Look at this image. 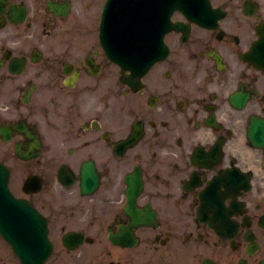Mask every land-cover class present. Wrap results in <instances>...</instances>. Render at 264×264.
I'll return each instance as SVG.
<instances>
[{
	"label": "flooded vegetation",
	"instance_id": "flooded-vegetation-1",
	"mask_svg": "<svg viewBox=\"0 0 264 264\" xmlns=\"http://www.w3.org/2000/svg\"><path fill=\"white\" fill-rule=\"evenodd\" d=\"M104 2L0 0V162L53 243L44 264L264 263V67L244 55L264 0H210L212 23L136 76L99 44ZM0 264H21L1 236Z\"/></svg>",
	"mask_w": 264,
	"mask_h": 264
}]
</instances>
